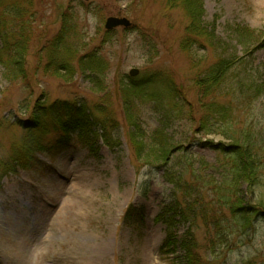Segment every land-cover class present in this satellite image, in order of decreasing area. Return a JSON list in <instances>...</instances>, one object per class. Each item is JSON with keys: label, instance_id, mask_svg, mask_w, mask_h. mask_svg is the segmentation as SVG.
I'll use <instances>...</instances> for the list:
<instances>
[{"label": "rangeland", "instance_id": "374dc122", "mask_svg": "<svg viewBox=\"0 0 264 264\" xmlns=\"http://www.w3.org/2000/svg\"><path fill=\"white\" fill-rule=\"evenodd\" d=\"M202 1L206 30L214 33L221 45L235 46L240 56L253 52V69L263 75L264 0ZM169 2L0 0V19L8 25L5 29L0 26V34L12 32L10 45L26 34L29 43L24 63L29 65V72L39 68L34 79L35 95L26 109L80 98L88 104L92 123L96 124L89 128L92 137L88 143L81 142V130L67 133L71 145L56 157L50 172L0 171V264H169L159 258L160 246L168 234L183 238L189 229L200 246L207 244L213 226L206 214H201L205 212L203 198L192 197L188 190H176L164 179L162 168H143L153 162L136 153L133 124L124 115L123 83L144 81V94H159L163 109L156 112L146 96L149 103L137 109L140 120L147 128L158 127L167 109L173 107L165 85L172 78L193 106L186 104L192 114L181 119L200 116L195 80L216 56L198 51L195 41L193 46L188 42L190 49L185 48L189 13ZM110 17H126L132 26L108 32L105 23ZM197 27L203 28V24ZM93 54L101 56L108 67L100 78L88 79L81 72L80 60ZM62 62L68 64L66 71ZM132 69L140 71L138 77H130ZM147 79L156 81L151 85ZM22 99L19 85H9L0 65V103L12 104V114L6 115L4 110L1 114L11 122L25 118L27 114L19 106ZM245 105L234 103L236 121L259 136L264 134V96ZM197 124L174 118L170 127L173 143L181 151L194 153L196 161L203 159L217 168L214 148L229 142L221 135L199 132ZM21 132L17 128L7 136L0 135L2 159L10 160L11 142ZM63 133L53 134L48 143L56 144ZM243 134H238L240 139ZM193 166L198 168L197 162ZM208 174L220 178L218 173ZM239 194L244 206L257 204L245 186ZM177 200L183 210L198 215L196 221L165 214L163 205ZM213 200L206 194L209 209ZM130 206L146 216L144 240L125 220ZM223 225L229 248L217 250L222 263L264 264V218L258 217L248 229L233 224L228 228L227 222ZM201 254L207 253L201 250Z\"/></svg>", "mask_w": 264, "mask_h": 264}, {"label": "trees", "instance_id": "16d2710c", "mask_svg": "<svg viewBox=\"0 0 264 264\" xmlns=\"http://www.w3.org/2000/svg\"><path fill=\"white\" fill-rule=\"evenodd\" d=\"M165 1L169 2V0ZM170 1L174 2H169L171 5H181L189 13L187 18L190 20V25L186 29L185 48L190 49L188 42L191 41L192 46L197 44L198 51L204 54L210 51L216 56L215 61L195 80L196 102L198 113L201 112L200 116L198 119L194 117L191 120L181 119L192 114V109H186V104L193 106L172 78L167 79L165 85L170 98L173 99V107L171 110L167 109L163 116L164 120L159 122L158 127L147 128L143 124L144 121L140 120L141 115L137 109L139 108L140 111L141 106L149 103L146 101L149 97L155 105L156 112L163 109L159 94H144L146 89L143 87L144 81L123 83L121 92L124 99V115L129 123L133 124V142L136 143L133 147L136 153L141 157L151 158L153 162L146 166L161 165L158 167L164 170L165 180L176 190H188L192 197L198 196L199 199L202 197L205 212L201 214H206L208 223L213 226L214 235H211L205 246L199 245L196 237L190 234V229L183 238L173 233L168 234L159 249V258L169 264H225L217 254L219 248H229V237L223 223L227 222L228 228L233 224L248 229L258 217L264 218V134L259 136L250 131L245 124L240 126L234 114V103H239L241 106L246 104L247 107L264 96V74L259 76L260 72L253 69V52L249 51L240 56L235 46L227 43L223 44L226 45L224 48L219 38L206 30L202 0ZM0 22V26L4 29L8 28L4 18L0 19ZM201 24L203 28H198L197 26ZM26 25L30 29V25L28 23ZM11 35L10 30L0 34V65L4 68V77L9 85H19L23 98V104L19 106L25 110L27 116L11 122L1 112L4 110L6 115L12 114V104L1 101L0 135L4 133L7 136L17 128L22 132L11 142L10 160L2 159L0 155V171L13 173L17 169H25L40 173L43 168H47V165L38 158V154H42L48 160H54L71 145V140L67 137V133L71 131L81 130V142L88 143L92 137L89 135V128L96 124L92 123L93 113L87 108L88 104L80 98L75 101L37 104L32 109H26L31 103L28 100L35 95L34 79L39 68L29 72V65L24 63V57L28 55L29 43L26 34L18 36L15 45H10ZM5 50L8 52L4 53ZM61 64L62 67H66V71L68 64L65 62ZM107 67L106 61L98 54L80 60L81 72L87 75L88 79L100 78ZM154 80H151V83ZM146 83L151 84L149 80ZM174 118L191 123L198 121L199 132L209 135L218 134L229 142L228 145L220 143L214 148L217 168L203 159L196 161L194 153L181 151L173 143L170 127ZM62 131L63 136L56 144L48 143L53 134ZM240 133H244L243 139H240L241 135H238ZM57 150L60 151L58 154H56ZM154 162L160 163L154 164ZM196 162L198 168L193 166ZM208 171L212 174L218 173L219 180L208 174ZM243 186L252 197H255L254 200L257 201L255 206H244L245 200L239 194ZM206 194L214 199L211 209H209L210 203L206 201ZM182 205L177 200L168 206L164 205L163 209L172 217L185 220L193 218V221H196L198 215L183 210ZM125 220L135 228L138 238L144 240L147 229L144 212L135 206H130ZM201 250H205L206 256L201 254Z\"/></svg>", "mask_w": 264, "mask_h": 264}, {"label": "water", "instance_id": "95a60500", "mask_svg": "<svg viewBox=\"0 0 264 264\" xmlns=\"http://www.w3.org/2000/svg\"><path fill=\"white\" fill-rule=\"evenodd\" d=\"M86 1H89V0H86ZM125 27V28H130L132 26L131 22L126 19V18H118V17H110L107 21H106V29L108 31H112L118 27ZM131 76L132 77H135L139 74V71L134 69L131 71Z\"/></svg>", "mask_w": 264, "mask_h": 264}]
</instances>
